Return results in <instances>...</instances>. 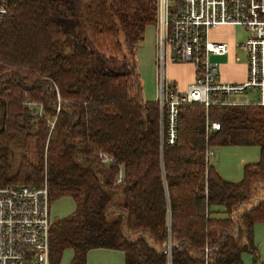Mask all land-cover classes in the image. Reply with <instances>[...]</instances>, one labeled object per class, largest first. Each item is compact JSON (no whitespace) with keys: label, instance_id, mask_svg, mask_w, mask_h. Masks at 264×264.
I'll list each match as a JSON object with an SVG mask.
<instances>
[{"label":"trees","instance_id":"obj_1","mask_svg":"<svg viewBox=\"0 0 264 264\" xmlns=\"http://www.w3.org/2000/svg\"><path fill=\"white\" fill-rule=\"evenodd\" d=\"M82 1L84 41L74 38L64 54V22L54 16L64 0H9L0 22V185L45 181L49 203L73 200L70 216L50 217L52 263L66 250L71 264H84L107 249L125 264H164L169 243L173 264L201 263L205 246L211 264H241L253 226L264 223V107L183 104L168 145L134 63L157 0ZM85 41L106 69L91 65ZM122 52L129 69H107ZM240 145L257 147L258 161L230 182L206 153Z\"/></svg>","mask_w":264,"mask_h":264},{"label":"built area","instance_id":"obj_2","mask_svg":"<svg viewBox=\"0 0 264 264\" xmlns=\"http://www.w3.org/2000/svg\"><path fill=\"white\" fill-rule=\"evenodd\" d=\"M8 4L9 0H0V22L7 16ZM222 25L236 26L246 33L245 39L237 44L246 54L247 79L243 83L218 81L217 65L210 61L211 56L228 53L226 44L208 40L210 30ZM155 45L160 59L155 101L161 133L165 122L168 145L175 142L178 109L183 104L264 107V0H157ZM166 61L193 65L194 80L185 91L179 92L167 81ZM247 90H255V103L226 98ZM206 126L212 131L219 129L215 122H206ZM98 156L106 165L113 162L104 153ZM206 156L211 157L212 152L207 151ZM122 180L119 168L116 184ZM49 226L45 181L37 186L0 185V264H60L49 260ZM169 248L168 243L164 264H173ZM199 264H211L207 246Z\"/></svg>","mask_w":264,"mask_h":264},{"label":"rangeland","instance_id":"obj_3","mask_svg":"<svg viewBox=\"0 0 264 264\" xmlns=\"http://www.w3.org/2000/svg\"><path fill=\"white\" fill-rule=\"evenodd\" d=\"M65 4L57 5L54 11V16L64 22L65 26V39L62 44V52L69 54L72 51L73 39L77 38L84 41L85 33L83 29V1L82 0H64ZM172 2L170 1V7ZM84 44L91 53V65L95 67H106L108 63L96 65L94 60V49L85 41ZM238 63H245L246 57L243 51L237 50L235 56ZM128 60L129 56L126 52H122L119 57V67L107 68L114 70L129 69V65H124V59ZM234 59V58H233ZM159 56L156 51L155 45V27L148 26L141 41L135 45V58L137 71L141 80L142 94L145 101H155L157 93V62ZM165 64V77L168 78V61ZM235 62V61H234ZM173 64H184L180 62H171ZM238 63H232L237 64ZM217 72L219 76L223 72H240V65L237 67L227 66L222 67L219 62ZM125 66V68H124ZM106 69V68H105ZM222 72V73H221ZM181 90V89H180ZM186 90V89H185ZM230 101L241 103H255L256 92L255 90H247L241 94H232L226 97ZM29 108H38L35 105H29ZM38 113H41L38 108ZM212 156L209 158V163L218 171V173L227 181L237 182L242 177V166L247 163H254L258 161V149L254 145L246 146H231V147H211L209 149ZM17 159L14 161L16 164ZM75 209L73 200L70 197L64 196L49 203V214L52 221L66 218L70 216ZM253 252H244L241 255L242 264H264V223H256L253 228L252 235ZM71 251L66 250L60 258V264H71L72 262ZM84 264H125L123 254L116 250L95 249L90 251L84 261Z\"/></svg>","mask_w":264,"mask_h":264},{"label":"crops","instance_id":"obj_4","mask_svg":"<svg viewBox=\"0 0 264 264\" xmlns=\"http://www.w3.org/2000/svg\"><path fill=\"white\" fill-rule=\"evenodd\" d=\"M246 37V33L239 27L232 26V25H222L210 30L208 34V40L211 42H221L227 45L228 53L224 56H211L210 61L214 64L220 66L219 62L222 63V67H225L224 64L227 66L237 67L239 66L241 71L240 72H223L221 76H217V80L220 82L225 83H236L240 84L246 81L247 79V62L245 63H238L237 57L235 56V52L237 50H241L237 47V44L242 42ZM244 52V51H243ZM245 53V52H244ZM246 57V54H245ZM234 58V59H233ZM235 61V62H234ZM168 64V78L167 81L175 86V88L179 91H185L186 87L193 82L194 80V67L190 63L184 64H173L169 62ZM232 63H238L232 64ZM222 73V72H221ZM181 89V90H180ZM254 228V226H253ZM253 235V233H252ZM252 239V238H251ZM242 240V239H241ZM244 241V239L242 240ZM253 252V250L248 251ZM244 253V252H243ZM242 253V254H243ZM247 253V252H246ZM241 254V255H242ZM242 264V262H241ZM253 264H255L253 262Z\"/></svg>","mask_w":264,"mask_h":264}]
</instances>
